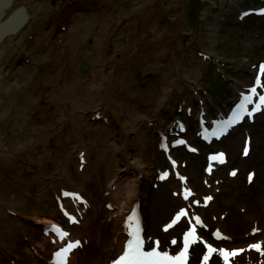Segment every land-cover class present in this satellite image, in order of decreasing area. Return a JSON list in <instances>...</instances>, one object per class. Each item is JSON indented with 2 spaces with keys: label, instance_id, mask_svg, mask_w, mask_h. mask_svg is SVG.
<instances>
[{
  "label": "rangeland",
  "instance_id": "374dc122",
  "mask_svg": "<svg viewBox=\"0 0 264 264\" xmlns=\"http://www.w3.org/2000/svg\"><path fill=\"white\" fill-rule=\"evenodd\" d=\"M134 1L147 3L139 10L131 11ZM59 2L56 0L51 4L55 10L41 18L31 35V43H26L27 48L31 45L29 50L32 53L43 56L45 50L36 48L39 44L32 43L33 39H43L52 26L57 31L50 40V43H54L51 46L52 54L48 55L46 64L37 65L35 79L38 81L37 92H41L39 107L30 110L27 122H57L61 114L64 120L58 121L59 124L54 126L48 137H36L35 143H29L22 137V152L0 161V174L4 175L8 186L13 187L11 190H14L17 198L39 202L40 188L43 186L47 190L61 185L71 188L87 180L89 186L94 188L93 197L99 199L102 187L107 182V171L113 174L119 170L125 158L120 148L121 126L113 117V113H117L120 120L128 124L132 157L150 160L154 175L170 167L159 146L161 131H166L172 143L174 139L184 137L195 144L196 152H188L183 144L174 146L171 153L179 163L178 170L186 177V184L195 190L194 198L203 200L209 192L214 194L211 199L205 200L209 207L204 205V209L200 208L198 200L197 204L194 201L193 215L189 212L185 220L193 218L194 214L200 215L203 226L208 230L218 227L219 231L233 238L250 234L252 220L260 229H264V110L254 120H244L230 129L220 140L207 144L196 135L199 127L197 114L203 101L206 123L209 124L210 118L226 114L238 98V91L246 90L256 75L264 80V71L258 69L259 63L264 64V14L257 13L259 9L264 10V0H67L64 7H60ZM162 8L167 10L155 29L139 34L142 12ZM122 12H128V16H123ZM243 12L247 14L243 15ZM179 13H183L184 18L181 33L171 37L170 31L166 30L163 37L154 42L155 36L163 27H169ZM107 14L112 17L111 20L105 19ZM76 23H82L80 35H85L78 44L72 43L68 36L71 26ZM100 31L106 33L100 38L102 54L98 55L104 64L103 73L113 72L120 60L131 59L130 52L133 49L137 51L134 43L137 39L139 45L153 46L150 60L122 70L125 85L98 92L92 90L90 94L83 89V82L77 85L76 92H60V88L53 83H44L48 77H53L56 70L48 72V66L52 67L58 61L61 67L57 84L63 85L66 79L71 81L73 70L67 72V67L70 66L69 60H73L72 51L79 53L76 57L84 61L83 54L86 50L90 52V49V56L95 58V43ZM178 42V56L182 61L180 67L175 61V45ZM59 49L62 53L58 55ZM19 58L22 56L14 59L16 66L29 65L30 58ZM142 58L145 59L139 53L138 59ZM92 67L91 63H87V69L83 70L82 62L79 63L83 74L92 76ZM96 80H99V76ZM191 80L197 83L195 89L190 86ZM101 82L108 86V79ZM164 86H170L173 90L162 103ZM24 92H27L26 89L21 91ZM102 97L109 107H101L103 113L94 115V105ZM161 104H165L161 117L163 125L154 129V121L150 119ZM77 105L82 107L73 110ZM177 119L187 125V131L179 136L174 133L177 131L173 127ZM31 129L32 123L29 122L24 128L25 134L29 135ZM246 138H250V150L249 154L244 155L242 148ZM221 149L227 154L228 163L207 174L204 169L207 165L206 154ZM100 157L103 161L97 168L88 165L89 162L96 164ZM83 159L88 163L83 165ZM65 166H68L71 179L67 178L63 169ZM207 175L210 176L209 182ZM166 179L150 183L151 192L146 200L150 215L145 219L150 220L154 232L180 207L176 201L180 183L173 178ZM213 186L217 188L213 189ZM86 189L83 192L85 196L89 195ZM105 218V214H99L87 228L75 224L74 231L79 234V239L91 246L100 244L113 229L111 224L103 225ZM185 226L184 221L180 223L176 228L177 234ZM149 231L148 227L147 233ZM22 236L23 233L17 231L7 236L0 232L1 259L7 257L9 248L19 246L26 249ZM254 243H250L246 249ZM191 250H199V247L194 246ZM88 251L86 249L84 252ZM79 254H76L75 262ZM17 259L21 264L27 262L24 253H20Z\"/></svg>",
  "mask_w": 264,
  "mask_h": 264
},
{
  "label": "bare ground",
  "instance_id": "6f19581e",
  "mask_svg": "<svg viewBox=\"0 0 264 264\" xmlns=\"http://www.w3.org/2000/svg\"><path fill=\"white\" fill-rule=\"evenodd\" d=\"M66 1L67 0H60L59 6H66ZM134 3L135 4H133L130 9L131 11L139 10L142 6H145L147 2L134 1ZM51 4L52 3H50V0H0V22L7 19L14 10L21 6L25 8L24 10L26 13L24 21L18 25L16 29L14 28L8 33H4L2 32L3 29L6 30L8 27L3 26L2 29L0 28V161L5 160L6 157L12 156V154L18 155L20 154V151L22 152V137L26 138V141L29 143H35L37 141L36 137L40 136L42 139L48 137L49 134L51 135V132L54 130V126L59 124L58 121L64 120L61 114L57 119V122L51 121L46 122L45 124H34L32 121H29L32 123V129L30 131L32 135H30V133L27 135L24 132V128L29 123L27 121L29 119L28 114H30V110L39 107V96L41 92H37L38 81L35 79L38 72L37 65L46 64L48 55L52 54L53 50L51 46H53L54 43H50V40L53 33L57 31L52 26V28H50V30L45 33L43 39L42 37L39 39H33L32 37V43L39 44L36 48H42V51L43 49L45 50L43 56H38L37 54L32 53V51L29 50L31 45H29L27 48L26 43H31V35L35 32V29H37L36 25L41 21V18L45 16V14H51V12L55 10V7ZM166 10L167 8H162V10H146L142 12V21L139 28L141 31L139 34L142 35L143 32L145 33L146 31L155 29ZM122 14L123 16H126L128 12H122ZM105 19L111 20L112 17L107 14ZM183 22V13H179L175 17V21L169 27H163L162 31L155 36L154 42L160 40L163 37V34L167 31H170L169 36L171 37L181 33L183 29ZM80 24L82 23H76L75 25L71 26L68 36L72 43L78 44L80 41H82V39H84L85 35H80L82 30ZM105 26L107 27L108 24ZM97 34L98 35L95 43L97 53L95 58L90 56V49V52L86 50V52L83 54L84 56L82 60L84 61H81L79 57H76L79 53L75 54L74 51H72L71 55L73 56V60H69L70 66L67 67V72H71L69 69L73 70L74 75H72L73 77L71 81H66V79L63 85L59 86V84H57L58 77L60 75L59 69L61 67L58 61L56 64L52 65V67L48 66V72L54 71V69L56 70L53 77L51 78L52 75L50 73L51 76L48 77L44 83H53L55 87L60 88V92H76L77 85L83 82V84H81L83 89H85L88 94H90L92 90H94V92H98L101 89H113L119 85H125L123 79L124 75H121L122 70L132 68L137 64H145L150 60L153 46H148L149 44L139 45L137 39V41H134L137 51L136 49H133L130 52L131 59L126 58L120 60L118 66L116 67L115 65L116 68L113 72L105 74L102 72V66L104 64L100 62L98 55L101 56L102 54L101 39L106 33H104V31H100ZM38 40H40V42H38ZM133 45L134 44L132 43V46ZM179 49L180 45L178 42L175 45V53H177L175 61L178 67H180L182 64V61L178 56ZM61 53L62 51L59 49L58 55ZM139 53L145 57V59H138ZM18 55L22 56L23 59L30 58L29 65L25 67L16 66L14 59H17ZM22 58H19V60H23ZM86 61L88 64L91 63L93 66L90 69L92 76L83 74L79 68V63H86ZM98 76L99 80H96V77ZM102 79H108V86L101 82ZM262 81L264 82V80ZM190 82L191 88L195 89L197 85L196 81L191 80ZM23 89H26L27 92L21 93ZM171 90H173L172 87L164 86V93H162L161 97L162 103L165 101L168 93ZM240 91L245 92V90ZM239 92L237 93L238 96ZM82 101L85 102V99ZM77 106L78 107H73L72 109L75 110V108L82 107L81 105ZM204 106L205 103L203 101L201 111L199 114H197V118L199 116L197 121H199V124L202 122L203 126H206L204 120H206L207 116L205 115V111L203 109ZM101 107H109L107 103L105 104L103 97L102 100L98 99L97 104L94 105V115H96V113H103ZM163 107H165V104H161V107L151 116L150 120L154 121V129H159L163 125V120L161 119ZM113 114H115L113 117L121 126V134L119 133L121 140L120 148L122 149V155L125 158L123 159L122 166L119 170L113 174L110 171H107V182H105L102 187V196L99 199L93 197L94 195H92V191H94V188L90 187L87 180H85V182H83L80 186L74 185L71 188L61 185L47 190L46 187L43 186L40 188L41 193H39L40 197H38L39 202L33 203L27 199H24L23 201L17 198L14 190H11L13 187H9L4 175L0 174V232H3L4 236L12 235L14 231L23 233V247H26V249L19 246L9 248L7 257H3L2 259L0 258V264H21L17 259L20 253H24V256L27 260V262L25 261L26 264H49L48 260L52 257V251L61 247L65 242L68 241H74L76 242V245L69 253V261L67 264H109L114 258L121 255L125 247V242L129 238L126 227L128 223L127 213H129V210L134 207L135 204L139 206L141 217L144 220L143 224L146 227L145 232L148 231V227L149 230H151L149 233L142 234L144 236L145 245L151 248L159 246L167 252H175L180 249V234H177L176 229L177 226L180 225L178 224L180 222L177 223L178 225L175 224L171 228H167L166 226L168 223L166 221L159 229H157V232H154L153 230L155 229L153 225L149 224L150 220L145 219L148 215H150V211L146 204V200H148L149 193L151 192L150 185L152 184L153 180H158L161 178V173L164 172V169L159 170L154 175L152 172L153 165L151 164L150 160L144 161L140 157H132L130 153V141L128 139V124L125 123V121H122V119L120 120L117 113ZM242 116L244 121L245 117L243 114ZM216 118L225 120L224 118L226 117L218 115ZM213 120V118H210L208 120V125H210L211 121ZM248 121H250V119ZM240 124L241 122L239 121L235 124V126H230L231 128H229L232 129ZM211 125H213V122ZM180 126L184 128L183 124ZM173 127H179V123L173 124ZM185 127L187 129V125H185ZM223 135L224 133L220 136V139L224 137ZM101 161H103L101 157L99 158V161H96V164L90 162L88 163L86 159H83L82 164L84 165L87 162L90 167L92 165L94 168H97ZM226 163H228V159L225 164ZM220 165L221 164L216 162L210 163V166H213V168H218ZM170 166L173 167L171 164ZM83 167L84 166H80V168ZM86 167L84 169H86ZM63 169L67 174V178L69 177L71 179L68 166H65ZM95 172H97V170ZM168 177L166 176L165 178H173L177 180L178 183L180 182V178L176 176L175 172H173V174H169ZM209 178L210 176L207 175V181ZM86 187L89 190V195L87 196L83 194ZM216 188V186H213V189ZM70 194H72V196H69ZM213 194L214 192H209V194L206 195L203 200H198L194 198V196L183 199L180 196L179 191L176 201L180 207H187L190 215L192 216V212H194V209H192V204H194V201L198 200L199 203H201L200 208L204 209V205H206V203H204L205 200L211 199ZM59 203L74 213L78 219L77 224L84 228H87L89 225H91V223L97 219L99 214H105L106 218L103 225L109 226L111 224L113 226V229L109 230L110 233L108 232V238L106 237L100 244H92L93 246L84 242L82 239H79V234L76 233L73 228L76 223L69 221V219L60 212ZM25 204L27 205L24 206ZM54 222L62 223L68 229L64 233L63 237H60L59 235L61 238L59 241L55 239L58 236H55L51 233L46 235L45 233V230L49 229L48 227ZM217 228L218 227H215V229ZM208 229L209 228H206L203 226V224L198 225L197 230L199 233V238L197 244H192L189 247V253H187L188 264H224V260L221 256H219L217 250L211 252V250L205 247L203 244L205 241L211 243L212 248H218L221 245H227L233 253L230 257L231 264H264V229H260L254 220H252V225L249 230L250 234H244V236L240 238H233L227 233L222 234L219 232V240L215 241L212 234L213 229L210 228L211 232ZM249 238H256L257 240L254 239L247 241ZM173 239H177V244L174 246L172 245ZM255 241L259 242V248L255 249L254 247H251L247 250L246 248L248 245L250 243H254ZM194 246H198L199 250H191ZM239 248H243V250L241 252H236L235 249ZM86 249L89 250L88 253L84 252ZM77 253L80 254L77 261L75 262L74 259Z\"/></svg>",
  "mask_w": 264,
  "mask_h": 264
},
{
  "label": "water",
  "instance_id": "95a60500",
  "mask_svg": "<svg viewBox=\"0 0 264 264\" xmlns=\"http://www.w3.org/2000/svg\"><path fill=\"white\" fill-rule=\"evenodd\" d=\"M56 0H51V3L54 4ZM25 8L23 6L17 8L14 10L7 19L4 21L0 22V28L2 29L3 26H7L8 28L3 29L2 32L8 33L9 31L13 30L14 28L16 29L18 25H20L23 21L24 18L26 17L25 13ZM82 69L86 70L87 69V64L85 62H82Z\"/></svg>",
  "mask_w": 264,
  "mask_h": 264
},
{
  "label": "snow or ice",
  "instance_id": "6c2138e0",
  "mask_svg": "<svg viewBox=\"0 0 264 264\" xmlns=\"http://www.w3.org/2000/svg\"><path fill=\"white\" fill-rule=\"evenodd\" d=\"M262 100H264V97H262ZM249 179H251V177H249ZM141 247L142 242L138 239L135 241L134 246L133 242H130L118 264H146V262L138 256ZM148 255L151 256L152 253H149Z\"/></svg>",
  "mask_w": 264,
  "mask_h": 264
}]
</instances>
